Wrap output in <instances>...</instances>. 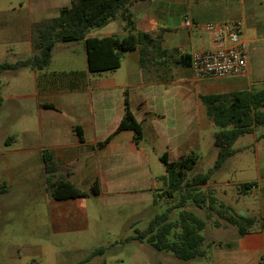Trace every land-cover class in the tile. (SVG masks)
Segmentation results:
<instances>
[{
	"label": "crops",
	"instance_id": "crops-1",
	"mask_svg": "<svg viewBox=\"0 0 264 264\" xmlns=\"http://www.w3.org/2000/svg\"><path fill=\"white\" fill-rule=\"evenodd\" d=\"M69 4L70 0H33L30 3L32 16L40 19L32 21L22 37L33 52V25L56 17L59 9ZM128 9L133 14L136 30L161 36L162 48L171 55L170 63L161 69L158 66L143 69L138 50H132L124 53L120 67L113 71L90 73L86 64L87 72L74 69L57 72L48 68L53 58L45 69L32 70L35 88L43 99L37 105L42 137L31 149L39 155L45 180L43 151L51 155L57 166L56 179L65 178L85 192L98 184L99 194L87 197L114 198L129 194L137 195V200L150 201L162 188L158 178L165 174L154 169L155 157L160 162L164 153L170 161L195 155L198 161L207 151L217 155L216 148H207L216 128L207 116L200 95L250 90L260 82L251 72L249 54L247 72L237 77L196 79L190 66L175 64L185 55L191 57L193 52L212 46L208 33L186 28L184 20L195 23L241 20L247 52L251 46L261 49L255 45L261 39L259 34H264V0H144L131 3ZM113 21L118 23L116 31L91 36L100 38L128 33L120 18ZM8 33L12 39H18L14 29ZM125 97L142 127V140L135 144L133 132L126 130L99 147L121 121ZM76 127L82 133V141L74 130ZM245 136L252 139L244 140L239 148L234 144L237 152L231 158L251 145L255 148L259 140L264 139V134H257V127L242 137ZM256 156L258 162L262 160L263 173L259 167L256 187L244 195L251 194L257 200L252 216L260 218L264 216V149L256 151ZM226 162L216 173L225 169ZM225 184L215 180L218 201L227 193ZM87 197L49 200V216L59 230H77L82 223L88 227L86 208L80 206ZM221 244L206 249L202 258L209 264H264V234L258 223L245 236L237 238L236 234L235 240ZM167 260L172 258L165 256L158 264Z\"/></svg>",
	"mask_w": 264,
	"mask_h": 264
},
{
	"label": "rangeland",
	"instance_id": "rangeland-1",
	"mask_svg": "<svg viewBox=\"0 0 264 264\" xmlns=\"http://www.w3.org/2000/svg\"><path fill=\"white\" fill-rule=\"evenodd\" d=\"M32 1L0 0V63H14L33 54L22 37L30 23L40 19L32 16ZM117 24V21H111L105 27L90 29L89 34L116 31ZM12 29L17 31V40L8 33ZM259 37L261 39L255 46L261 49L248 48L251 72L260 79L255 88L264 86V34H259ZM52 58L48 67L51 70L87 72L83 41L56 43ZM0 97V184L5 182L7 186L6 192H0V264H74L101 246L107 247L106 253L94 257L87 264H158V260L165 256H170L172 260L162 264H209L205 258L181 261L157 251L146 242H123L127 237L134 236L136 230H144L150 218L177 201V194L173 198L164 194L162 182V188L150 201L137 200V195L129 194L114 198L89 196L80 203L82 208H86L88 227L82 223L77 230H59L49 216L48 202L54 200L49 196V185L43 177L39 155L31 149L42 137L37 105L43 99L35 88L32 69L2 73ZM257 134H264V125L257 126ZM11 137L15 141L7 144ZM212 138H209V150H215ZM251 139V136L242 137L235 147L239 148L244 140ZM263 149L264 139L261 138L255 148L251 145L240 151L237 157L230 158L225 169L213 174L209 183L202 187L214 197V183L218 180L226 182L224 189L227 190L219 201L218 197H214L216 201L211 209L207 202L202 210L192 207L203 218L210 213L203 231L205 250L236 239L237 230L227 223L228 215L244 212L253 217L252 209L256 207L257 200L251 194L245 196L241 193L240 187L255 181L259 167L263 173L262 160L258 162L256 156V151ZM215 159L216 155L211 151L204 153L194 169L186 174V180L194 173H206L213 167ZM154 160V169L164 174L163 164L156 157ZM155 197L157 202L153 203ZM219 202H225L232 209L227 210ZM178 214L179 210H174L171 220H175Z\"/></svg>",
	"mask_w": 264,
	"mask_h": 264
},
{
	"label": "trees",
	"instance_id": "trees-1",
	"mask_svg": "<svg viewBox=\"0 0 264 264\" xmlns=\"http://www.w3.org/2000/svg\"><path fill=\"white\" fill-rule=\"evenodd\" d=\"M138 1L144 0H70L69 6L60 8L56 17L33 25L35 33L33 54L14 63H0V75L6 71L27 68L43 70L51 62L56 43L74 41H83L87 69L90 73L118 69L124 53L132 50H138L141 68L157 66L160 69L164 68L170 63L171 55L162 48L161 36H153L149 32L138 31L135 28L133 14L128 6ZM118 18L124 23V30L128 31L126 35L111 34L100 38L89 35L90 29L104 27ZM190 62V56L185 55L175 64L188 67ZM200 101L206 107L207 116L216 128L213 146L217 150V155L213 167L206 173H194L186 180V174L194 169L197 157L188 155L170 161L166 153L162 154L159 160L164 166L165 174L158 179L165 187L164 194L168 198H173L177 194L178 199L175 203L169 204L163 212L155 214L149 220L146 229L136 230L134 236L123 240L146 242L157 251L171 254L184 262L202 258L205 254L203 231L210 213L207 218H203L192 207L202 210L207 202L211 209L216 200L210 191L205 192L202 187L206 186L213 174L235 155L236 140L252 133L255 127L264 125V86L223 94L200 95ZM1 102L0 97V104ZM74 130L82 141L79 128L76 127ZM126 130L133 132V141L139 144L143 137L142 127L130 110L127 97L124 99V115L117 128L98 146L104 147L117 133ZM13 140L11 137L6 143ZM42 161L45 182L49 185V194L53 200L63 201L99 194L97 183L85 192L77 189L65 178L53 180L57 166L47 151L42 152ZM255 187L254 182L244 183L241 184L240 191L247 194ZM6 189L5 182L0 184V192L4 193ZM156 202L155 197L153 203ZM219 204L227 210L232 209L222 202ZM174 210H179V214L175 220H171ZM226 221L236 227L237 238L250 233L256 223L264 234V216L256 218L236 213L228 215ZM106 251L107 247L104 246L95 248L74 264H86L96 256H103Z\"/></svg>",
	"mask_w": 264,
	"mask_h": 264
},
{
	"label": "built area",
	"instance_id": "built-area-1",
	"mask_svg": "<svg viewBox=\"0 0 264 264\" xmlns=\"http://www.w3.org/2000/svg\"><path fill=\"white\" fill-rule=\"evenodd\" d=\"M183 24L211 37L209 49L197 50L190 57L196 79L237 77L247 72L248 52L242 39L244 24L241 20L195 23L185 19Z\"/></svg>",
	"mask_w": 264,
	"mask_h": 264
},
{
	"label": "water",
	"instance_id": "water-1",
	"mask_svg": "<svg viewBox=\"0 0 264 264\" xmlns=\"http://www.w3.org/2000/svg\"><path fill=\"white\" fill-rule=\"evenodd\" d=\"M240 215H243V216H245L246 214H245L244 212H240Z\"/></svg>",
	"mask_w": 264,
	"mask_h": 264
}]
</instances>
